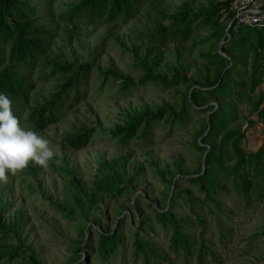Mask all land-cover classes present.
<instances>
[{
  "label": "rangeland",
  "instance_id": "rangeland-1",
  "mask_svg": "<svg viewBox=\"0 0 264 264\" xmlns=\"http://www.w3.org/2000/svg\"><path fill=\"white\" fill-rule=\"evenodd\" d=\"M26 2L36 23L49 28L51 35L33 65L18 69L32 84L16 115L21 127L31 129L25 121L29 108L65 80L85 91L72 103L64 101L56 121L34 130L50 141L55 153L48 167L30 162L15 175L9 173L6 184L0 182V264H142L143 255L134 251V235L160 255H147L148 264H197L200 230L218 257L213 261L203 256L208 264H264V163L258 173L239 169L246 180L243 188L235 174L229 171L223 178L204 158L212 148L224 165L233 163L229 139L221 138L232 129L244 133L242 150L264 144V116L249 113L250 101L261 96L259 106L264 104V57L260 82L248 91L240 84L249 73L251 52H229L226 55L243 72L232 76L238 83L236 94L216 97L202 92L193 102L188 90L225 70L215 54L225 35L231 36L227 30L217 34L215 26L202 21L207 0H144L128 17L114 19L85 14L79 0ZM184 9L191 18L188 37L157 42L156 28ZM234 36H242L245 46L250 42L242 34ZM83 63L86 70L79 67ZM66 64L70 71L59 68ZM107 69L115 74L103 75ZM147 72L176 81L163 87L143 80ZM124 79L133 85L123 87ZM159 107L164 114L148 123L146 136L141 134L142 124L125 143L114 135L130 114ZM182 108L184 122L165 118ZM218 108L229 114L222 128L213 127L208 119ZM248 116L253 123L246 126ZM81 127L92 128L87 142L79 148L67 146L65 136ZM113 158H118L115 167H99ZM207 167L216 188L204 196L186 178ZM96 178L113 187L98 189ZM156 211L171 214L188 234L192 242L188 255L169 248L172 225H163ZM101 232H118L122 238L106 259L96 254ZM14 245L23 252L12 257L2 253Z\"/></svg>",
  "mask_w": 264,
  "mask_h": 264
},
{
  "label": "trees",
  "instance_id": "trees-1",
  "mask_svg": "<svg viewBox=\"0 0 264 264\" xmlns=\"http://www.w3.org/2000/svg\"><path fill=\"white\" fill-rule=\"evenodd\" d=\"M144 0H79V10H82L87 15L101 16L105 14V19H114L119 16L126 18L132 14L136 7ZM230 0H207V8L202 21L206 24H211L216 27V33L223 34L228 21L232 18L233 13L229 10ZM264 7V5H260ZM173 14L168 24L158 26L156 28V41L166 39L183 41L188 37L191 30V18L185 11ZM37 16L32 9L29 8L26 0H0V93L5 94L12 101V111L16 116L19 106L27 101V91L32 87V84L24 80V77L18 69L22 67H31L37 56L44 53L47 46V38L51 35L49 28L43 24H37ZM227 32L231 36L225 35V42L220 46V52H216L217 63L225 68L223 72L215 74L212 80L204 81L200 87H194L188 90L190 101L197 102L200 93L204 92L210 96H224L227 94H236L234 87L238 85L232 77L233 74H242L234 62L226 55L229 52L242 51L248 49L251 52L252 58L249 65V73L245 80L240 84L248 91L260 82L261 71L260 65L264 57V28L243 25L232 21ZM234 34H242L250 38V42L245 46V41L242 36L236 37ZM227 43V44H226ZM6 47V50L3 49ZM87 64H80L79 67L87 69ZM63 71H70V65H59ZM114 75V71L107 69L103 71V75ZM143 80H154L160 82L163 87L169 86L176 79L167 80L159 74L146 73ZM133 83L124 79L123 87L132 86ZM84 87L76 88V84L70 80H65L59 87L41 103L31 106L25 116L27 125L33 130H39L45 125L56 121L59 118V109L64 101L68 99L70 103L83 97ZM261 96L250 101L249 113H256L258 116H264V104L259 106ZM165 109L159 107L155 111H150L146 108L130 114L123 124L116 127L114 135L125 143L135 133L136 128L142 124L141 134L146 136L147 125L150 121L160 119L164 114ZM165 118L169 122L179 121L184 122L186 111L182 108L178 112H168ZM229 114L221 108L214 109L209 112L208 119L211 125L215 128H222ZM253 120L246 117L245 125H251ZM92 132L91 127H81L76 131L67 134L64 141L67 146L79 148L83 146ZM207 135V134H206ZM203 138H205V136ZM244 137L242 130L232 129L224 132L221 136L223 140H228L231 145L234 156L233 163L227 167L223 164L221 158L215 155L212 148H208L205 152V162L211 163L221 171L223 178L227 177L229 171L235 174L243 188L246 187V180L239 172L240 168H252L254 172L261 171L264 163V144L260 143L254 150H242L239 148V143ZM195 145L198 143L195 141ZM118 158L104 160L99 167L104 166L115 167ZM212 170L210 167L198 174L188 176L186 179L194 183L200 191H203L204 196H208V192H214L216 185L211 178ZM95 186L100 190H109L113 187L111 182H107L104 178H96ZM157 218L160 222L172 225L169 235L168 246L171 250L176 251L181 249L183 254L188 255L191 252L192 242L188 234L182 227L176 223V220L168 212L156 211ZM222 237V234L219 236ZM122 238L118 232H101L97 236L96 254L106 259L114 250L116 245L121 243ZM134 251L140 252L143 255L142 264H148L147 255L153 257L160 256L147 242L141 240L137 235L133 236ZM2 253L8 254V257L19 255L23 252V248L19 245H14L8 248H3ZM208 255L211 260L217 261V255L208 248L206 240L202 235V230L198 234V242L195 247V258L197 264H208L204 261L203 256ZM84 262H74L72 264H83Z\"/></svg>",
  "mask_w": 264,
  "mask_h": 264
},
{
  "label": "clouds",
  "instance_id": "clouds-1",
  "mask_svg": "<svg viewBox=\"0 0 264 264\" xmlns=\"http://www.w3.org/2000/svg\"><path fill=\"white\" fill-rule=\"evenodd\" d=\"M54 155L48 139L21 127L13 114L12 101L0 93V182L6 184L9 173L15 175L30 162L47 168Z\"/></svg>",
  "mask_w": 264,
  "mask_h": 264
},
{
  "label": "built area",
  "instance_id": "built-area-1",
  "mask_svg": "<svg viewBox=\"0 0 264 264\" xmlns=\"http://www.w3.org/2000/svg\"><path fill=\"white\" fill-rule=\"evenodd\" d=\"M228 8L233 13L230 20L264 28V7L255 4L254 0H230Z\"/></svg>",
  "mask_w": 264,
  "mask_h": 264
},
{
  "label": "crops",
  "instance_id": "crops-1",
  "mask_svg": "<svg viewBox=\"0 0 264 264\" xmlns=\"http://www.w3.org/2000/svg\"><path fill=\"white\" fill-rule=\"evenodd\" d=\"M255 4L264 5V0H254Z\"/></svg>",
  "mask_w": 264,
  "mask_h": 264
},
{
  "label": "water",
  "instance_id": "water-1",
  "mask_svg": "<svg viewBox=\"0 0 264 264\" xmlns=\"http://www.w3.org/2000/svg\"><path fill=\"white\" fill-rule=\"evenodd\" d=\"M231 22H232V19L228 22V24H227V26H226V29L225 30H227V28L229 27V25L231 24Z\"/></svg>",
  "mask_w": 264,
  "mask_h": 264
}]
</instances>
